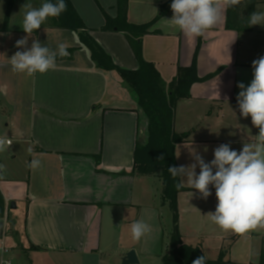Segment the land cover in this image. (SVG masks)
<instances>
[{
  "label": "crops",
  "instance_id": "1",
  "mask_svg": "<svg viewBox=\"0 0 264 264\" xmlns=\"http://www.w3.org/2000/svg\"><path fill=\"white\" fill-rule=\"evenodd\" d=\"M20 1L24 0H15ZM70 1L114 63L138 70L124 34L101 30L103 11L116 17L117 0ZM168 1L130 0L128 21L149 23ZM6 2L0 0V137L12 140V145L0 152L4 165L0 238L12 248L15 264H122L132 249L139 264H163L169 250L164 253L162 247L165 231L155 211L153 183L149 176L133 174L136 146L147 140L146 118L136 95L120 82L118 73L96 67L76 33L51 24L33 32L28 47L33 40L54 50L64 43L72 53L56 59V68L45 74L29 77L14 72L9 59L23 51L15 43L26 33L16 26L22 25L13 12L17 6L10 14ZM262 4L264 0H257L255 11ZM227 13L228 7L220 22L204 33L197 57L200 78L221 71L195 83L190 97L175 109L174 130L187 136L175 147L178 167L194 162L191 144L210 162L220 144L240 151L259 133L251 117L240 114L237 85L250 84L252 61L264 56V27L229 30ZM171 18L163 16L143 37V57L156 66L167 85L180 67L192 65L198 41L173 26ZM33 159L40 160L38 169L29 167ZM211 192L206 200L187 185L178 193V225L184 242L201 246L211 260L224 251L227 264H264V229L244 235L222 231L206 216L217 204L214 187ZM136 220L152 228L139 241L130 234ZM153 239L154 247L148 251Z\"/></svg>",
  "mask_w": 264,
  "mask_h": 264
},
{
  "label": "clouds",
  "instance_id": "2",
  "mask_svg": "<svg viewBox=\"0 0 264 264\" xmlns=\"http://www.w3.org/2000/svg\"><path fill=\"white\" fill-rule=\"evenodd\" d=\"M240 3L241 0H172L170 8L173 16L169 21L186 37H200L220 22L226 7H234ZM22 8L25 9L22 29L26 35L15 43V47L23 51H16L11 56V68L14 72L29 77L37 73L45 74L56 68L57 56L69 55L67 46L60 43L54 50L41 44L39 40H33L29 48L28 38L48 18L59 17L66 11L67 5L64 0H56L55 3L45 0L38 8L31 3ZM247 20L249 27L264 26V12L255 11ZM252 69L250 84L245 86L240 82L237 85L240 89L237 103L240 114L245 118L250 116L252 125L259 129L255 141L244 143L240 151L232 149L230 144H220L214 149V158L210 162H206L191 144L189 154L194 162L168 168L173 179L177 180V189L187 185L206 200L214 187L217 204L215 211L208 212L206 216L222 231L237 235L264 229V56L252 61ZM11 144L10 139L0 138V152L6 151ZM207 150V146H204V151ZM163 159V156L158 157L160 161ZM40 166L38 159L29 163L32 169ZM3 168L4 165L0 164V169ZM151 231V226L144 220H136L130 225V234L135 241L141 240ZM192 264H206V257L201 255Z\"/></svg>",
  "mask_w": 264,
  "mask_h": 264
},
{
  "label": "trees",
  "instance_id": "3",
  "mask_svg": "<svg viewBox=\"0 0 264 264\" xmlns=\"http://www.w3.org/2000/svg\"><path fill=\"white\" fill-rule=\"evenodd\" d=\"M11 0L8 3L10 11ZM45 1V0H44ZM55 3L56 0H51ZM66 11L59 17L51 18V27L70 30L78 36L81 44L90 52L91 58L98 69L116 72L137 97V104L147 119V140L144 145L138 143L134 154L133 174L139 176L159 175L163 181L164 199L169 202L173 212V230L170 236L169 251L163 256V264H192L197 257L204 255L201 246H192L184 242L179 230L178 193L184 188L177 189L176 179L168 172L171 166H177L175 147L184 142L186 134H178L174 130V114L179 101L188 99L192 86L216 76L221 69L205 78H200L197 72V57L202 45V36L198 37L193 63L190 67H180L176 77L170 84H166L156 66L145 61L143 57V37L149 33V29L163 16L172 17L170 8L172 0L164 3L156 17L149 23L135 25L128 21V9L130 0H117L116 17L103 11L105 24L102 31L123 33L132 52L138 61L139 68L129 71L117 66L113 58L101 47L85 26L82 18L74 8L70 0H64ZM257 0H241L234 7H228L227 28L237 32H249L253 26H248V17L255 12ZM73 50H68L72 53ZM64 57H57L63 59ZM163 156V161L158 157ZM4 200L0 193V205ZM262 261H264V241L262 246ZM206 264H227L225 253L222 251L216 260L206 257Z\"/></svg>",
  "mask_w": 264,
  "mask_h": 264
},
{
  "label": "rangeland",
  "instance_id": "4",
  "mask_svg": "<svg viewBox=\"0 0 264 264\" xmlns=\"http://www.w3.org/2000/svg\"><path fill=\"white\" fill-rule=\"evenodd\" d=\"M6 1H7L6 2L7 6H8V3L11 0H6ZM43 2H45V1L44 0H24V1H20V2L12 1L11 5H10V14H11L12 10L14 9V7L17 6V9H14L13 12L15 11V15H17V18H19V19H21V21H23L22 18L24 16V12H25V9L22 8L23 5H25L27 3H31L33 7L38 8L41 6V4ZM5 7L6 6L4 4L3 10L5 9ZM260 12H264V4L261 5ZM51 22H52V19L50 17L47 19V21L44 24H42V26L50 25ZM18 23H21V22H18ZM16 26L22 27V25H16ZM261 27H264V26H261ZM118 79L120 80V82H122L124 84L123 80L120 77ZM146 123H147V119H146ZM148 180H149V182L153 183L154 192H155V203L157 206L155 211H156V214L158 215V217L161 221L162 228L165 231L164 245H162V247H163L164 253H166V251L169 250V242H170V236H171L170 233H171L172 225H174L173 224V212L170 208L169 202L164 199L163 190H162V189H164V186H163L162 178H160L159 175L158 176L155 175V176H149ZM161 225L159 224V226H161ZM155 240L156 239H153L149 243V247L147 248L148 251H151L153 249L154 244H155ZM13 255H14V252H13ZM15 255L17 256V259H19V262L21 259H23L22 257L21 258L18 257L19 253H17V251H15ZM41 259H42V257H41ZM23 260H21V261L23 262ZM112 263L114 264L115 261H112ZM154 264H156V262ZM157 264H161V262H157Z\"/></svg>",
  "mask_w": 264,
  "mask_h": 264
},
{
  "label": "built area",
  "instance_id": "5",
  "mask_svg": "<svg viewBox=\"0 0 264 264\" xmlns=\"http://www.w3.org/2000/svg\"><path fill=\"white\" fill-rule=\"evenodd\" d=\"M0 264H15L13 250L4 238H0Z\"/></svg>",
  "mask_w": 264,
  "mask_h": 264
},
{
  "label": "water",
  "instance_id": "6",
  "mask_svg": "<svg viewBox=\"0 0 264 264\" xmlns=\"http://www.w3.org/2000/svg\"><path fill=\"white\" fill-rule=\"evenodd\" d=\"M12 207L16 208V204L13 202ZM122 264H139L138 255L135 249L130 250L123 258Z\"/></svg>",
  "mask_w": 264,
  "mask_h": 264
}]
</instances>
